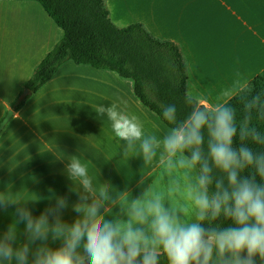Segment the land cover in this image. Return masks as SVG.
I'll return each mask as SVG.
<instances>
[{"label": "crops", "instance_id": "1", "mask_svg": "<svg viewBox=\"0 0 264 264\" xmlns=\"http://www.w3.org/2000/svg\"><path fill=\"white\" fill-rule=\"evenodd\" d=\"M106 4L115 25L140 22L156 37L179 45L187 60V93L205 107L236 79V73L243 76V83L264 69V0H106ZM61 36L37 2L0 0V121ZM114 103L140 121L146 137L162 140L168 132L136 97L131 79L71 61L62 64L0 131V199L27 203L39 216L57 196L68 197L62 219L73 223L78 214L71 205L78 202L81 186L68 179L65 169L77 156L88 169L95 195L107 184L115 205L110 203L112 213L119 211L125 196L130 202L145 189L163 194L166 205H182L179 194L168 196L169 185L179 176L167 175L159 164L162 147L148 165L139 142L124 156L125 142L115 136L107 115L96 113L98 106ZM15 219L13 206L0 210V233L12 225L20 245L24 226H16ZM49 246L59 247L60 242L50 239Z\"/></svg>", "mask_w": 264, "mask_h": 264}, {"label": "clouds", "instance_id": "2", "mask_svg": "<svg viewBox=\"0 0 264 264\" xmlns=\"http://www.w3.org/2000/svg\"><path fill=\"white\" fill-rule=\"evenodd\" d=\"M235 77L208 107L186 97L183 117L175 104H161L170 126L162 140L146 137L140 121L115 103L96 109L125 142V157L139 142L148 165L162 147L159 164L179 176L168 196L179 194L182 205H166L163 194L145 189L112 213L107 184L95 195L87 167L72 156L65 172L81 186L71 205L78 218L62 219L64 196L39 216L27 203L0 199V210L13 206L16 226H24L20 245L12 225L0 233V264H264V132L257 123L264 122V103L240 73ZM50 239L60 246L50 247Z\"/></svg>", "mask_w": 264, "mask_h": 264}, {"label": "trees", "instance_id": "3", "mask_svg": "<svg viewBox=\"0 0 264 264\" xmlns=\"http://www.w3.org/2000/svg\"><path fill=\"white\" fill-rule=\"evenodd\" d=\"M30 1L41 6L62 36L21 86L9 106L13 112L49 81L62 64L71 61L131 79L136 97L168 128L161 104H175L181 117L186 114L187 60L176 42L156 37L140 22L125 27L115 25L106 0ZM249 82L255 91L252 95L259 92L264 103V69ZM25 89L29 94L19 100ZM233 103L239 110V105ZM257 123L264 132V122ZM162 264H166L163 259Z\"/></svg>", "mask_w": 264, "mask_h": 264}, {"label": "water", "instance_id": "4", "mask_svg": "<svg viewBox=\"0 0 264 264\" xmlns=\"http://www.w3.org/2000/svg\"><path fill=\"white\" fill-rule=\"evenodd\" d=\"M29 94V91L27 89L23 90L22 93L19 96V100H23L27 95ZM13 115V110L8 109L6 111L5 116L0 121V131L3 129V127L7 124V122L10 120V118Z\"/></svg>", "mask_w": 264, "mask_h": 264}, {"label": "bare ground", "instance_id": "5", "mask_svg": "<svg viewBox=\"0 0 264 264\" xmlns=\"http://www.w3.org/2000/svg\"><path fill=\"white\" fill-rule=\"evenodd\" d=\"M16 12H24V10H16Z\"/></svg>", "mask_w": 264, "mask_h": 264}, {"label": "rangeland", "instance_id": "6", "mask_svg": "<svg viewBox=\"0 0 264 264\" xmlns=\"http://www.w3.org/2000/svg\"><path fill=\"white\" fill-rule=\"evenodd\" d=\"M57 42H58V41H57ZM57 42H56V43H57Z\"/></svg>", "mask_w": 264, "mask_h": 264}]
</instances>
